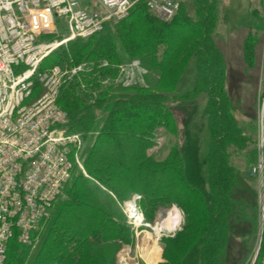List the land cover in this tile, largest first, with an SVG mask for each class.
<instances>
[{"label":"trees","instance_id":"obj_1","mask_svg":"<svg viewBox=\"0 0 264 264\" xmlns=\"http://www.w3.org/2000/svg\"><path fill=\"white\" fill-rule=\"evenodd\" d=\"M134 5L126 18L116 22L118 31L125 35V51L132 58L139 57L145 63L168 70L193 40L205 36L206 41L197 46L193 56L197 59L196 83L182 96L195 98L202 93L208 100L212 137L207 158L213 197L208 200L202 188L190 184L178 149L172 158L154 165L150 162L153 152L149 151L155 147L159 132L174 123L167 101L178 97L177 92L171 97L169 92H153L143 86H118L106 87L95 98H90L74 92L78 89L76 82L69 83L61 90L59 104L69 113V127L86 140L83 157L88 176L82 172L73 176L63 190L65 196L60 195L55 200L49 216L35 231L34 247L33 243L25 246L11 239L6 264H67L84 247L116 241L129 243L132 230L119 201L135 191L141 194L140 207L147 213L153 214L162 206L176 202L187 215L184 226L187 228L182 231L201 234L203 264L217 262L222 242L226 241L223 224L227 221V211L232 210L231 189L237 181L228 152L231 146L243 149L249 137L225 108L228 100L225 65L221 50L208 33L207 10L211 5L209 0H194L196 17H192L180 3V9L170 22L160 20L146 2ZM138 9L144 13L137 14ZM106 27L107 24L101 32L87 39H76L60 47L51 55L52 63L47 59L45 65L87 62L93 63L90 73L117 70L124 60L114 46V34L112 36L110 31L92 42ZM177 28L184 32L178 34ZM106 62L110 65L104 66ZM215 63L218 67L211 72V65ZM92 132L97 133L95 138ZM124 134L130 137L127 147L122 143ZM105 143H110L113 151L106 152ZM124 150L129 158L121 153ZM106 164L116 167L117 174H109Z\"/></svg>","mask_w":264,"mask_h":264},{"label":"rangeland","instance_id":"obj_2","mask_svg":"<svg viewBox=\"0 0 264 264\" xmlns=\"http://www.w3.org/2000/svg\"><path fill=\"white\" fill-rule=\"evenodd\" d=\"M176 1L182 3L192 17H196L194 0ZM139 2L147 3V0H135V3ZM209 2L211 6L207 10L208 33L216 47L221 50L225 65V89L228 94L225 108L239 129L249 137L243 149L231 146L228 152L237 181L231 189L232 210L227 211V221L223 224L226 241L222 242L215 264H253L259 252L264 223V189L261 169L258 167L264 158V0H216L215 3L209 0ZM82 3L93 9L97 7L96 0H82ZM143 10L138 9L137 14H143ZM159 19L166 22L160 17ZM117 21L109 19L103 33L95 37L92 42L94 44L98 38L106 36L111 31L116 41L114 46L124 60L121 64L138 60L130 65L135 71L128 78L133 81L132 86H125L119 82L125 74L118 70L95 73L87 70L70 78L67 84L76 82L78 89L74 92L85 94L90 98H95L106 87L118 86L123 88L143 86L153 92H169L171 97L172 93L177 92L178 97L167 101L174 115V123L169 129H162L159 132L155 147L149 151L153 152L150 162L154 165L153 163L172 158L178 149L185 161L188 181L202 188L207 199L210 200L214 194V186L210 185L208 176L210 169L207 148L212 137L206 105L208 100L202 93L195 98L182 96L196 83L197 59L193 56L197 46L206 41L205 36L193 40L185 53L174 62V66L163 70L154 64L145 63L139 57L132 58L125 51L123 45L125 35L118 31ZM177 29L178 34L183 31ZM207 43L210 44L209 41ZM209 50H212V47ZM51 59L53 58L50 57L49 61L52 63ZM217 67L216 63L212 64L210 71H215ZM96 135V132H92L94 138ZM122 141L123 146L127 147L130 144V137L124 134ZM103 147L106 152L110 149L113 151L110 143H105ZM85 148L86 140H84L83 153ZM83 153L82 164L86 170ZM121 153L129 158L127 151ZM104 166L109 174H117L116 167L107 164ZM85 176H88V173ZM64 196L63 191L61 197ZM129 196L122 202L119 201L120 206L141 194L135 191ZM140 200L137 201L139 205ZM140 210L145 219V223L139 222L140 225L127 219L129 217L125 214V219L130 223L128 225L132 230L129 243L116 241L84 247L76 252L67 264H122L121 254L126 248L129 249L126 261L134 264H203L201 234L182 231L183 228H187L184 227L187 215L176 202L162 206L153 214L147 213L141 207ZM32 243L34 247L37 239ZM263 252L262 246L256 264Z\"/></svg>","mask_w":264,"mask_h":264},{"label":"built area","instance_id":"obj_3","mask_svg":"<svg viewBox=\"0 0 264 264\" xmlns=\"http://www.w3.org/2000/svg\"><path fill=\"white\" fill-rule=\"evenodd\" d=\"M96 1L93 9L82 0H0V264L7 262L11 239L31 244L73 176L87 175L84 137L69 127V113L59 98L69 79L90 70L93 63L45 62L69 42L101 32L109 19L126 18L135 3ZM147 7L168 21L180 3L147 0ZM137 61L117 66L127 76L118 80L122 85L132 86L128 78L135 71L130 65ZM258 167L264 189V158ZM140 199L121 205L127 216L129 202L135 204V213L142 212ZM262 235L259 252L262 246L264 251V223ZM259 261L264 264V252Z\"/></svg>","mask_w":264,"mask_h":264},{"label":"bare ground","instance_id":"obj_4","mask_svg":"<svg viewBox=\"0 0 264 264\" xmlns=\"http://www.w3.org/2000/svg\"><path fill=\"white\" fill-rule=\"evenodd\" d=\"M136 201H134V202H132V203H135ZM127 206H126V212H127V214H128V219H131V220H133V223H135L136 225H140V223H142L143 221V223H145V219H144V215H143V213L142 212H136L135 213V211H134V206L133 205H135V204H131L130 202L128 203V204H126ZM140 222V223H139ZM128 254H129V249L128 248H126L125 250H124V252L121 254V256H122V259H123V261H122V264H134V262H127L126 260V257L128 256Z\"/></svg>","mask_w":264,"mask_h":264},{"label":"water","instance_id":"obj_5","mask_svg":"<svg viewBox=\"0 0 264 264\" xmlns=\"http://www.w3.org/2000/svg\"><path fill=\"white\" fill-rule=\"evenodd\" d=\"M258 256H259V252L257 253V256H256V258H255L253 264H256V263H257Z\"/></svg>","mask_w":264,"mask_h":264},{"label":"crops","instance_id":"obj_6","mask_svg":"<svg viewBox=\"0 0 264 264\" xmlns=\"http://www.w3.org/2000/svg\"><path fill=\"white\" fill-rule=\"evenodd\" d=\"M97 8V7H96ZM95 9V8H94ZM151 153V152H150Z\"/></svg>","mask_w":264,"mask_h":264}]
</instances>
